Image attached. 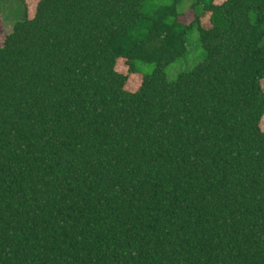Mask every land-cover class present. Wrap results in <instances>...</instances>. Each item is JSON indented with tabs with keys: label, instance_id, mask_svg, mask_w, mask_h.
Wrapping results in <instances>:
<instances>
[{
	"label": "trees",
	"instance_id": "1",
	"mask_svg": "<svg viewBox=\"0 0 264 264\" xmlns=\"http://www.w3.org/2000/svg\"><path fill=\"white\" fill-rule=\"evenodd\" d=\"M150 1L39 0L3 41L0 264H264V0Z\"/></svg>",
	"mask_w": 264,
	"mask_h": 264
},
{
	"label": "rangeland",
	"instance_id": "2",
	"mask_svg": "<svg viewBox=\"0 0 264 264\" xmlns=\"http://www.w3.org/2000/svg\"><path fill=\"white\" fill-rule=\"evenodd\" d=\"M24 1V0H23ZM39 0H26L25 6L22 5L20 0H0V47L3 44L6 36L11 33L14 24L21 20L25 14V8L27 12L28 18H32L34 16V8H36ZM193 0H185L178 7L179 13H183L185 16L181 18V21L185 24H189L193 18V12L189 10V3ZM221 0H216L219 3ZM171 0H151L148 4L149 8H153L156 5H169ZM187 53L186 55L177 60L174 64L168 67L166 70L167 78L169 81H175L180 73L190 71L196 65L203 61L205 57L204 50L201 46L199 36L195 28L190 30L187 33ZM136 70L138 73L136 75H130L128 72V68L124 65L122 61H119L116 66V70L125 75L127 80L126 90L128 91H136L141 84L142 77L145 75H150L155 66L151 64H143L141 62L135 63ZM262 87L264 90V82H262ZM261 128L264 130V119L261 123Z\"/></svg>",
	"mask_w": 264,
	"mask_h": 264
}]
</instances>
